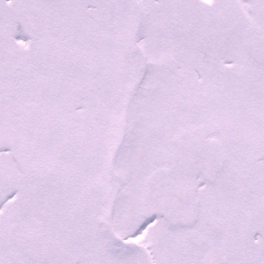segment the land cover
Instances as JSON below:
<instances>
[{"label": "snow or ice", "instance_id": "1", "mask_svg": "<svg viewBox=\"0 0 264 264\" xmlns=\"http://www.w3.org/2000/svg\"><path fill=\"white\" fill-rule=\"evenodd\" d=\"M0 264H264V0H0Z\"/></svg>", "mask_w": 264, "mask_h": 264}]
</instances>
